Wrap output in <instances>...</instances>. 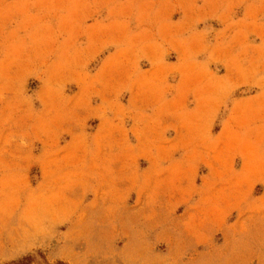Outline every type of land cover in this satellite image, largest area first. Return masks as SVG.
I'll list each match as a JSON object with an SVG mask.
<instances>
[{"label": "rangeland", "instance_id": "obj_1", "mask_svg": "<svg viewBox=\"0 0 264 264\" xmlns=\"http://www.w3.org/2000/svg\"><path fill=\"white\" fill-rule=\"evenodd\" d=\"M0 264H264V0H0Z\"/></svg>", "mask_w": 264, "mask_h": 264}]
</instances>
